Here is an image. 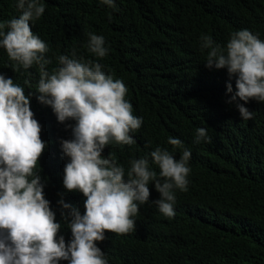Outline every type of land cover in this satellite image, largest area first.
Wrapping results in <instances>:
<instances>
[{
	"label": "trees",
	"instance_id": "trees-1",
	"mask_svg": "<svg viewBox=\"0 0 264 264\" xmlns=\"http://www.w3.org/2000/svg\"><path fill=\"white\" fill-rule=\"evenodd\" d=\"M41 2L45 12L30 26L48 45L47 70L60 67L58 57L72 58L73 52L77 59L100 63L107 75L125 84V99L133 115L143 120L130 133L135 144L112 142L103 157L111 153L125 169V178L130 161L147 157L159 178L152 151L167 149L176 159L185 149L191 151L188 190H174L175 216L158 210L153 201L159 193L150 182V201L139 205L133 217L135 230L126 235L106 232L105 240L97 242L108 264H264V103L249 101L244 106L253 117L242 119L235 105L243 102H227L235 94L236 77L230 78L227 69L205 67L209 50L201 48L200 39L211 36L226 50L231 34L246 29L264 41V0H114L115 8L100 0ZM21 14L16 0H0V23ZM89 34L104 37L105 57L88 50ZM14 65L0 48V74L31 93V111L46 144L36 171L61 224L57 238L63 236L67 244L72 239L70 211L58 202L63 199L83 215L86 200L63 186L70 158L61 141L73 138L67 125L76 122L59 123L51 107L38 102V65L15 71ZM229 83L232 93L227 92ZM200 128L207 130L210 141L196 144ZM170 137L183 147L170 145Z\"/></svg>",
	"mask_w": 264,
	"mask_h": 264
},
{
	"label": "clouds",
	"instance_id": "clouds-1",
	"mask_svg": "<svg viewBox=\"0 0 264 264\" xmlns=\"http://www.w3.org/2000/svg\"><path fill=\"white\" fill-rule=\"evenodd\" d=\"M100 2L115 8L114 0ZM16 6L22 14L0 23V48L15 62L14 71L38 65V102L51 107L59 123L76 122L67 125L73 138L61 141L64 155L70 158L64 167L63 186L82 193L86 200L83 215L63 199L58 202L71 216L72 239L66 244L63 236L57 238L61 224L44 197L45 182L36 171L46 144L31 111V93L26 95L23 87L0 74V264H59L62 260L108 264L97 242L105 240L106 232L126 235L135 230L133 217L139 205L150 201V182L159 193L153 201L158 210L166 217L175 216L174 190H188L191 151L185 149L176 159L158 147L150 157L160 169L159 178L150 170L147 157L130 161L125 178V169L111 153L102 156L112 142L135 144L130 133L143 123L125 99V84L107 75L100 63L75 58V52L72 58L60 55V67L50 73L46 66L51 60L45 58L48 45L30 26V21L43 15L45 5L41 0H16ZM200 39L201 48L209 50L205 67L227 69L230 78L236 77L235 94L227 102L242 101L235 105L241 118L252 119L253 113L244 105L264 103V41L246 29L231 34L226 50L211 36ZM87 48L98 58L108 53L104 37L95 34H89ZM232 91L229 83L227 92ZM201 141H210L204 128L197 129L194 143ZM168 143L183 147L178 138L170 137ZM61 216L68 220L64 211Z\"/></svg>",
	"mask_w": 264,
	"mask_h": 264
}]
</instances>
